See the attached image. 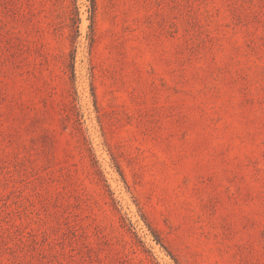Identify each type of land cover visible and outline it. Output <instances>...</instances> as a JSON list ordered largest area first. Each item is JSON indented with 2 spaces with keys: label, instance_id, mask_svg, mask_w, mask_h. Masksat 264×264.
Here are the masks:
<instances>
[{
  "label": "rangeland",
  "instance_id": "1",
  "mask_svg": "<svg viewBox=\"0 0 264 264\" xmlns=\"http://www.w3.org/2000/svg\"><path fill=\"white\" fill-rule=\"evenodd\" d=\"M0 264H264V0H0Z\"/></svg>",
  "mask_w": 264,
  "mask_h": 264
}]
</instances>
